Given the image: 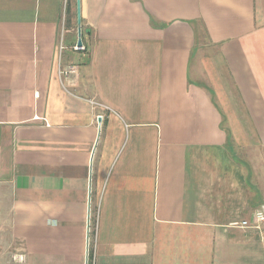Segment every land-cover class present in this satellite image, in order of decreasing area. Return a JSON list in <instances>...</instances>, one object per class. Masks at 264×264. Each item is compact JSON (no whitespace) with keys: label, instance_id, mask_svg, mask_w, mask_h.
I'll use <instances>...</instances> for the list:
<instances>
[{"label":"crops","instance_id":"obj_1","mask_svg":"<svg viewBox=\"0 0 264 264\" xmlns=\"http://www.w3.org/2000/svg\"><path fill=\"white\" fill-rule=\"evenodd\" d=\"M261 203L264 0H0V264H264Z\"/></svg>","mask_w":264,"mask_h":264},{"label":"built area","instance_id":"obj_2","mask_svg":"<svg viewBox=\"0 0 264 264\" xmlns=\"http://www.w3.org/2000/svg\"><path fill=\"white\" fill-rule=\"evenodd\" d=\"M64 46H62L63 48ZM76 49H80L81 47L75 46ZM76 71V67L74 65H69L67 68L61 67L59 72L64 77H69L70 74L74 73ZM238 224V223H235ZM250 224H253L257 228H260L264 231L263 224H264V209L258 208L254 211L252 223L249 220H243L240 222V225L242 226H249ZM264 234V232H263ZM16 259V258H15ZM25 261L24 257L20 255L16 261V264H23Z\"/></svg>","mask_w":264,"mask_h":264},{"label":"water","instance_id":"obj_3","mask_svg":"<svg viewBox=\"0 0 264 264\" xmlns=\"http://www.w3.org/2000/svg\"><path fill=\"white\" fill-rule=\"evenodd\" d=\"M79 19H80V17H79ZM79 34H80L79 35L80 37H79V40H78V46L81 47L83 45L82 38H81V28H80V33ZM87 236H88V242H89V236H90V219L88 220V234H87Z\"/></svg>","mask_w":264,"mask_h":264},{"label":"rangeland","instance_id":"obj_4","mask_svg":"<svg viewBox=\"0 0 264 264\" xmlns=\"http://www.w3.org/2000/svg\"><path fill=\"white\" fill-rule=\"evenodd\" d=\"M258 208L264 209V204H262V203L259 204L256 209H258Z\"/></svg>","mask_w":264,"mask_h":264}]
</instances>
